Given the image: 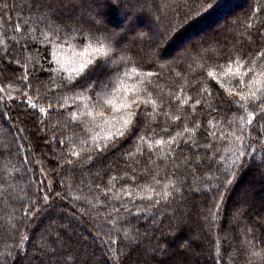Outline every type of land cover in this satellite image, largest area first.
<instances>
[{"label": "trees", "instance_id": "1", "mask_svg": "<svg viewBox=\"0 0 264 264\" xmlns=\"http://www.w3.org/2000/svg\"><path fill=\"white\" fill-rule=\"evenodd\" d=\"M101 43L94 91H49ZM1 47L0 264H264V141L239 157L231 103L264 80V0H0Z\"/></svg>", "mask_w": 264, "mask_h": 264}, {"label": "snow or ice", "instance_id": "2", "mask_svg": "<svg viewBox=\"0 0 264 264\" xmlns=\"http://www.w3.org/2000/svg\"><path fill=\"white\" fill-rule=\"evenodd\" d=\"M100 21L96 20L93 21V26L95 27L96 30H99L98 25ZM92 27L89 28V31H92ZM22 26L17 23L15 27V32H21ZM113 44H117L118 40L113 39L112 41ZM91 52L93 53V56L89 59L84 60L81 62L77 67L73 68V72L75 73L74 77H70L67 81H61L60 83H55L53 82L52 84V89H49V91L53 90H59V89H64L65 91H73L75 89H82L85 92L88 91H94L95 90V82L91 81L89 78L93 75V73L97 72L101 68L107 69V61L102 60V59H97L101 57L107 56L109 52V48L104 44L101 43L99 47H94L91 48ZM85 54L87 55V49ZM261 55H264V51H262ZM19 63V61H17ZM254 63V61H253ZM34 70H41V69H35ZM27 68H25V73H27ZM110 71V69H109ZM249 74L253 75V79L248 81V85L250 88V91L248 92L247 96H245L242 93H238L239 95V100L233 101L231 103H234L237 106V110L242 109L243 113H246L247 119H245L244 115H241L239 117V127L237 129L238 134L235 135V140L239 142L237 145V153L239 157H243L246 154L247 148L251 147V142H257V141H264V127H261L259 129L254 128V120L259 117L260 119H264V80L258 79L256 75L254 74L253 70H249ZM149 76L152 75V73L148 74ZM209 76H213V73L209 72ZM261 76H264V73L260 74ZM25 81L29 80V76L25 75L23 77ZM5 89L0 88V91H4ZM205 91L208 92L209 96H211V90L210 89H205ZM26 97H28L27 103L29 104L30 107L36 108V102L34 99L30 96L29 93H24ZM37 96H39V92H37ZM241 101L244 102V104H241ZM249 101L251 104L249 105ZM148 101H144L143 103H147ZM108 104L112 105L113 107H117V105L113 104V101L109 100L107 101ZM220 103L223 104H230L229 100L224 99L223 97L220 98ZM131 104H136L137 111H127L125 115L119 117V124L120 126L116 128L115 132H109L107 136V140L109 141H115L118 138H121L125 135V129H129L133 123L137 120V117L139 115V108L140 104H138L135 100L131 101ZM131 104L128 102H123L119 104V108L121 110H125L131 107ZM195 104L199 105L201 104V100H196ZM255 105L253 110H249V107ZM54 107L52 103H49L48 109L51 110ZM61 108H63V105H60ZM213 111H216V108L212 109ZM231 111L232 109L229 108ZM39 111L41 113L46 112L45 108H40ZM173 119H177V117H173ZM231 123V122H230ZM200 128V122L197 121L195 124V127L192 129L185 128L186 132H192L193 134L197 129ZM253 132H255V136H253ZM182 135V133L180 134ZM65 140H69L70 142V137H65L64 139H61L59 143L61 145L65 144ZM171 142V141H170ZM161 140H157L156 144L159 145L161 144ZM150 147H153V145H149ZM211 142L209 144L203 145L206 149L211 148ZM97 148H101L100 145L96 146ZM104 147H107L105 144ZM102 150V149H101ZM69 152L72 156H77L78 153L76 151H73L71 148L69 149ZM91 158V157H89ZM211 159V157H209ZM199 162V161H198ZM68 163H72L71 160L68 161ZM156 183H159V181H156ZM39 191H44V189H39ZM51 189H49V192ZM176 191H179V189H176ZM127 194V193H125ZM157 195H160L157 193ZM169 195V193L165 192L164 193V198H166ZM48 196L47 193L44 196V199L47 200ZM159 203V201H157ZM30 211V209H29ZM27 214V213H26ZM214 216V213H213ZM28 239L27 236H21V241ZM110 243L115 244L116 241H111Z\"/></svg>", "mask_w": 264, "mask_h": 264}, {"label": "rangeland", "instance_id": "3", "mask_svg": "<svg viewBox=\"0 0 264 264\" xmlns=\"http://www.w3.org/2000/svg\"><path fill=\"white\" fill-rule=\"evenodd\" d=\"M226 16H224V17H222L220 20H219V24H221V22H222V20H223V18H225ZM215 22H217V21H215ZM199 27V26H198ZM210 27V26H209ZM209 29V28H208ZM211 29H213V28H211ZM203 34V35H202ZM208 34V32L205 30V29H202V30H200V31H198V34H196V35H201V37H204V35H207ZM195 36V35H194ZM194 36H191V37H189V38H191V39H193L194 38ZM1 49V60L2 61H4V62H6V63H8L9 62V59H8V55L5 53V54H3L2 52H3V49H2V47L0 48ZM247 181V180H246ZM246 183V182H245ZM245 186V185H244ZM236 197H237V195H236ZM236 197H235V199H236ZM242 199V198H241ZM249 200H251V198H249ZM248 200V201H249Z\"/></svg>", "mask_w": 264, "mask_h": 264}]
</instances>
